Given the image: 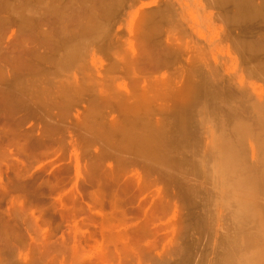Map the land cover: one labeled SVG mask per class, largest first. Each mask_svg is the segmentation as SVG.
Wrapping results in <instances>:
<instances>
[{
	"label": "rangeland",
	"instance_id": "rangeland-1",
	"mask_svg": "<svg viewBox=\"0 0 264 264\" xmlns=\"http://www.w3.org/2000/svg\"><path fill=\"white\" fill-rule=\"evenodd\" d=\"M0 108V264H264V0H0Z\"/></svg>",
	"mask_w": 264,
	"mask_h": 264
},
{
	"label": "bare ground",
	"instance_id": "bare-ground-1",
	"mask_svg": "<svg viewBox=\"0 0 264 264\" xmlns=\"http://www.w3.org/2000/svg\"><path fill=\"white\" fill-rule=\"evenodd\" d=\"M243 4H244V3H243ZM71 50L73 51L74 49H70V51H71ZM70 51H69V53H68V58H69V54H71ZM73 52H74V51H73ZM73 55H74V53H73ZM70 56H72V54H71ZM74 56H75V55H74ZM64 57H65V59L67 58V56H64ZM64 57H63L62 59H64ZM15 58H16V57H15ZM68 58H67V59H68ZM73 58H74V57L72 56V59H73ZM62 59H61V60H62ZM72 59L70 58V59H68V60L72 61ZM68 60H66V61H68ZM59 61H60V60H59ZM61 62H62V61H61ZM48 76H49V75H48ZM39 91H40V90H39ZM53 91H54V90H53ZM53 91H52V92H53ZM193 96H195V95H193ZM194 101H195V100H194ZM0 109H1V108H0ZM11 112H12V111H11ZM0 119H2V118H0ZM0 121H1V120H0ZM175 123H176V122H175ZM177 123H178V120H177ZM177 123H176V124H173V125L178 126ZM2 125H3V124H2ZM0 126H1V124H0ZM2 127H3V128L5 127L6 129H7V128L10 129L11 127L9 128V127L4 126V125L1 126L0 131H2V132L5 131V132H3V133L0 132V136H2V138H3V136H4V135L6 136V133H8V132H7L8 130L6 131V129H5V128L2 129ZM181 127H183V126H181ZM161 128H162V126H161ZM161 128H159V130H160ZM172 128H173V127H172ZM156 129H158V128H156ZM156 129H154V133H157V132H158V131H156ZM178 129L181 130V128H179V127H178ZM10 131H11V129H10ZM10 131H9L10 134L8 133V136H13V135H11V134H12L11 132H13V131H11V132H10ZM155 131H156V132H155ZM161 132H163V131L161 130ZM1 133H2V134L5 133V134H4V135H1ZM157 134H158V133H157ZM159 134H160V131H159ZM179 134H180V133H179ZM5 136H4V138H5ZM140 136H141V135H140ZM140 136H139V137H140ZM143 136H146V135H143ZM141 137H142V136H141ZM6 138H7V140L9 139V137H6ZM10 138L12 139V141H14V140L16 141V140L18 139V138H16V137H15L16 139H14V137H13V138L10 137ZM143 138H144V137H143ZM147 138H149V137H147ZM0 139H1V138H0ZM11 139H10V140H11ZM139 139L141 140V138H139ZM145 139H146V138H144V140H142V142H143V141L145 142ZM151 139H152V138H151ZM177 139H178V138H177ZM179 139H180V138H179ZM5 140H6V139H5ZM5 140H3V142H5ZM18 140H19V139H18ZM149 140H150V138H149L148 141H147L148 143H147V142H145V143H146V144H149V142H150ZM153 140H155V139H153ZM12 141H11V142H8V141H7V142H5V143H7L8 145H10V143H12ZM15 141L13 142V144H16V146H17L18 144L21 145V146L18 145V147H19V150H22V151H23V150H24L23 147H26V146H25V145L23 146V143H21V142H20V143H21V144H20V143L15 142ZM138 141H139V140H138ZM0 142H1L0 146H1L2 144H4V143L2 142V139L0 140ZM140 142H141V141H140ZM140 142H139V143H140ZM144 142H143V143H140V144H144ZM153 143H154V141H153ZM153 143H150V145H149L150 147L148 146V148H152V146L154 147L155 144L153 145ZM155 143H156V140H155ZM151 144H152V145H151ZM5 145H6V144H4V146H5ZM2 146H3V145H2ZM6 146H7V145H6ZM8 147H10V146H7L6 148L8 149ZM11 147H12V146H11ZM155 147H156V146H155ZM1 148H2V147H1ZM26 148H27V147H26ZM152 149H153V148H152ZM12 151H13V150H12ZM12 151H11V152H12ZM1 152H3V154H6L3 150L0 151V153H1ZM8 153H9V151H8ZM8 155H9V154H8ZM13 155H14V154H13ZM1 156H2V155H1ZM4 156H5V155H4ZM11 156H12V154H11ZM5 157H6V156H5ZM5 157H4V158H5ZM16 158L19 159L18 157H16ZM0 177H1V176H0ZM2 179H3V178H2ZM3 181H4V180H3ZM18 182H19V181H18ZM1 183H2V182H1ZM3 183H4V182H3ZM258 184H259V183H258ZM5 185H6V184H5ZM17 185H18V184H17ZM21 185H22V184H21ZM23 185H24V184H23ZM25 185H27V183H26ZM3 186H4V185H3ZM18 186H19V185H18ZM0 187H1V186H0ZM7 187H8V186H7ZM7 187H6V188H7ZM16 187H17V186H16ZM24 187H25V186H24ZM24 187H23L22 190H24ZM26 187H27V186H26ZM26 187H25V188H26ZM2 188H5V187H2ZM6 188H5V189H6ZM258 188H259V187H258ZM27 189H28V188H26V190H27ZM254 190H255V189H254ZM8 192H9V191H8ZM2 194H3V193H2ZM5 194H6V193H5ZM4 197H5V196H4ZM21 200H22V199H21ZM23 202L26 203V200L23 201ZM28 202H29V201H28ZM19 204H20V203H19ZM19 204H18V205H19ZM21 204H22V203H21ZM19 206H20V205H19ZM27 206H28V204H27ZM23 207H24V205H23ZM15 208H16V207H15ZM28 208H29V206H28ZM19 209H20V208H19ZM20 213H21V212H20ZM17 215H19V214H17Z\"/></svg>",
	"mask_w": 264,
	"mask_h": 264
}]
</instances>
